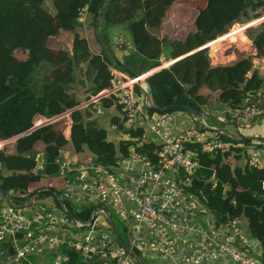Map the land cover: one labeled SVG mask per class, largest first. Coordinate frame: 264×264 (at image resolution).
<instances>
[{
  "label": "trees",
  "instance_id": "16d2710c",
  "mask_svg": "<svg viewBox=\"0 0 264 264\" xmlns=\"http://www.w3.org/2000/svg\"><path fill=\"white\" fill-rule=\"evenodd\" d=\"M83 1L0 0V142L26 134L34 128V120L38 116L51 120L70 111L72 119L70 142L75 152L84 153L83 147L86 145L97 157L96 162L107 167L117 162L116 147L112 142L107 141L106 131L91 119L89 111L83 113L82 109L78 108L80 103L76 97V86L79 83L84 84L81 81L82 76L88 82H92V92L96 96L114 88L117 76L110 73V68L121 70L118 63L141 76L162 66L160 59L166 45L172 47L170 59L176 60L214 41L217 37L227 34L233 26L243 24L245 21H254L264 15V0H211L207 2L205 11L200 14L197 22L198 30L190 34L184 42L168 43L165 37L162 39L158 36L150 37L147 43L137 45L133 53L126 55L122 63L117 56L114 60L104 52L95 54L91 51L88 40L82 35L83 26L77 19L79 11L86 5ZM87 1H89L88 27L95 37V42L99 43L94 33L93 20L98 7L106 0ZM174 1L115 0L105 5L100 12L99 34L112 53L108 36L109 28L131 25L135 20H139L148 30L159 32ZM234 2L243 4L238 16L233 21H227L226 25H219L218 7L228 6ZM70 13H75L76 17L72 21L71 52L56 51L50 46L51 41L62 31L61 16ZM261 26L260 32L252 38L257 49L255 57H245L231 65L214 67L211 65L208 49H203L154 73L148 79L149 96L154 106L161 110L169 106H186L205 115V106L212 104L216 95L221 96L223 101H228L230 110L242 106V96L238 93L237 86L243 85L244 92L249 93L264 87V76L254 67L255 59L264 58V22ZM237 36L236 31L233 35L225 36L219 41H236ZM248 36H250L249 33ZM240 40L243 42L246 39L241 37ZM215 45L216 43L212 47ZM18 50L28 51V57L25 60L19 59L16 56ZM83 69H85L84 72ZM249 73L251 77H248ZM202 88L207 89L206 94L200 92ZM135 91L138 95L141 94L139 86H136ZM101 102L107 108L112 105V99L102 98ZM88 107L94 108L92 104ZM148 115L158 116L150 110ZM230 120L229 124H234L232 119ZM212 123L215 125H210L211 127L224 128V122ZM65 128L66 122L59 120L20 137V140H28L34 146L35 144L45 146L44 167L37 175H33L32 172L38 163V151L33 149L29 154H25L22 150H18L17 155L3 154L0 151V176L3 175L2 172L6 174L0 179L4 183L5 190L8 193L12 191L9 193V198L16 208L28 202L36 203L40 197L56 196L51 191H45L29 198V193L25 190V177L36 179L41 176H59L60 152L68 143L63 136L59 137V135ZM120 128L123 130L122 126ZM196 128L207 131L199 124ZM125 132L132 139H138L143 130L131 128ZM217 135L225 141L237 143V140L226 134ZM201 148L199 149L201 168L190 179L191 190L208 208L210 214L216 217L217 222H226L230 216L240 217L238 216L240 195L243 192L250 195L253 193V185L258 183L260 170L248 163L245 152L232 156V153L228 151L220 157L221 159L217 157L216 159L210 153L202 152ZM157 149V145L149 143L144 145L141 152L149 155L153 163H157L158 158L154 155ZM127 154L128 152L124 153V156ZM242 160L246 161L244 165L238 164ZM224 162L236 166V178H233L229 166L222 165ZM215 172L229 176L228 182L232 181L236 185L234 189H230L227 193L225 183L212 181ZM262 192L264 193L263 190ZM233 200H236V205L232 204ZM71 205L73 208L76 207L72 203ZM94 209L93 205L81 207L82 213L92 214ZM242 212L241 218L248 223V235L261 244L262 251L258 256L260 264H264V206L257 208L247 205ZM115 227L119 235L129 242L124 224L122 230H119L116 224ZM87 229L90 230V228ZM108 231L118 242L114 232L111 229ZM6 247V251H9L10 246ZM134 249L140 260L148 264L142 252L135 247ZM57 255L67 257L65 264H111L103 255H84L67 245L58 248L53 257ZM132 264L137 263L132 261Z\"/></svg>",
  "mask_w": 264,
  "mask_h": 264
},
{
  "label": "built area",
  "instance_id": "2783aa9c",
  "mask_svg": "<svg viewBox=\"0 0 264 264\" xmlns=\"http://www.w3.org/2000/svg\"><path fill=\"white\" fill-rule=\"evenodd\" d=\"M87 14L88 8L83 7L77 15L78 21L83 22ZM230 33L217 37L210 44L221 42L219 40ZM115 41L120 49L127 44L122 36L116 37ZM154 70L141 75L139 84L138 79L123 70L110 69V73L117 76L115 87L92 97L78 108L86 109L92 104L96 115H102V98L116 95L115 103L123 117V129H138L141 109L140 97L135 88L140 87L148 113V79ZM249 97L246 103L230 112L237 127L246 128L264 119V87L251 92ZM70 115L68 111L51 119V123L68 120ZM193 118L196 126L199 124L207 129L203 116L199 119ZM145 119L146 128L142 135L133 139L135 144L128 154L118 157L113 166L96 164L78 168L71 160L60 156L59 176L65 181L67 196L70 199L83 200V203L91 198L94 206L102 205L107 210L111 207L119 213L126 227L128 243L132 249H139L144 257L145 254L154 253L166 264H220L224 259H229L234 264H260L254 251V238L246 234L241 218L230 216L226 222H217L216 217L210 214L208 208L191 190L190 179L201 168L200 147L202 152L210 153L216 158L237 145L223 140L217 135L219 133L200 131L196 126L173 136L176 113L147 116ZM51 120L40 117L31 130L51 124ZM113 128L118 129L119 126ZM11 141L0 142V151ZM149 143L158 146L154 153L158 158L157 163H153L149 155L141 152L144 145ZM44 163V158L39 159L33 171H41ZM248 163L257 168L259 154L252 153ZM74 188L78 189L80 197L75 195ZM232 204L236 205V200ZM62 209L67 218L60 221L59 226L50 214L42 221L37 215L31 217L24 212L18 214L19 209L14 205H0V244L4 245L5 251L6 246H10L9 251H6V264H41L33 263L29 258L44 250L56 253L52 250L62 245L84 255H103L111 264H132L121 243L116 242L108 231L115 226L114 216L109 210L112 219L102 210H97L91 226L90 221L73 222L68 208L63 205ZM94 212L95 209L91 219ZM72 230H77L78 233L73 234ZM66 261L67 257L64 255L53 257L52 254L49 258V264H65Z\"/></svg>",
  "mask_w": 264,
  "mask_h": 264
},
{
  "label": "crops",
  "instance_id": "0c3cea01",
  "mask_svg": "<svg viewBox=\"0 0 264 264\" xmlns=\"http://www.w3.org/2000/svg\"><path fill=\"white\" fill-rule=\"evenodd\" d=\"M88 3H89V1H87V0L83 1V4H86L85 7H87V8L89 5ZM242 7H243V4L239 3L238 6L232 5L230 8H228V12L230 13L229 14L227 12V14L229 15L228 22L236 19L240 10L242 9ZM232 11H235V13H233ZM237 11H238V14H237ZM217 14H218V12H217ZM87 17H88V14L86 15L85 20L83 22L79 21L81 23V25L83 26L82 35L88 40V42L90 44L91 51L93 53L102 54L103 50L101 48L100 43L95 42V37L91 34V31L89 30ZM75 18H76L75 13H70L68 15H62L61 16L60 23H61L62 31L58 37H56L55 39H53L51 41V44H50V46L54 50L71 52V48H72V44H73V34L71 31L72 30V21ZM115 28H116V31L117 30L121 31V30H123L124 26H118ZM128 28H130V30H132V32L135 33L137 45L147 43L150 37L151 38L153 36L160 37L159 35L154 34L153 31L148 30L139 20H135L133 24L128 26ZM232 32H233V30L231 31V33ZM206 33H208V32H206ZM228 33H230V32H228ZM208 34H210V33H208ZM115 35H118V34H115ZM120 36L123 37V35H119L117 37H120ZM228 36H231V34ZM162 38H163V36L160 39H162ZM65 40L67 41V43L64 42ZM96 40H97V37H96ZM212 45L213 44H210V47H212ZM253 46H255V45L254 44L251 45V43L249 44V42H248L247 44L234 45V46L230 45V46L224 47V48L221 47L217 51L215 49L210 48L209 49V52H210L209 58L211 60V65L214 67L217 64H219L220 66L231 65V64L235 63L237 60L243 59L245 57H250V56H247L248 51L252 52L251 56L255 57V56H257V49L255 46V49L253 50ZM125 48H126V46H124L122 50H125ZM126 55H129V53ZM27 57H28V53L23 54L21 60H25ZM225 58L227 59V61L223 62V60ZM160 61L162 63L161 67L168 68L169 66H171V65H169V63H171L169 61H172V60L171 59L168 60V58L165 56L164 53L161 56ZM254 67H255V69H258L260 71V73L264 76V58L255 59L254 60ZM110 69H113V68H110ZM84 71H85V69H83V72ZM150 71H152V70H150ZM150 71H148L147 73H149ZM78 73H79V71L77 70V74ZM147 73H145V74H147ZM248 77H251V73H249ZM81 81H83L84 84L82 85L79 83L76 86V97H77V100L79 101L80 105H82L85 102H88L89 99L94 97L93 92H92V89H93L92 82H88L87 80H85L84 76L81 77ZM115 83H116V81H115ZM114 87H115V84H114ZM200 92L202 94H206L207 89L202 88L200 90ZM250 93L248 94L247 101L250 98L249 97ZM139 97H140L139 106L141 109V115L139 117L138 129L144 130L146 128V126L144 124V122L146 120L145 118L149 115L147 113V106H146L145 100L143 99L141 94L139 95ZM115 98H116V95L108 98V99H112V105L109 108L103 106L104 113L102 115H96L95 107L94 108L91 107L90 109L88 107V108H86L87 110L85 108H81V109H82L83 113H85V111H89V113L91 114V119L93 121H96L99 124V127L106 131L107 141L112 142L115 145L116 151H117V158L118 157L120 158L122 155H124V153L128 152L129 149L132 148L135 143H134L133 139H131V137L128 135V133L125 132L126 130H124V129L122 130L120 128V126L123 127V125L121 123L123 120V117H122V114L120 112L119 107L115 103ZM227 103H228V101H223L221 96L216 95L214 97V99L212 100V104L205 106V108H204L205 109V112H204L205 115L203 114L202 119L205 121V117L208 116L212 122H215V121H217V122L219 121L221 123L224 122L223 123L224 124L223 129H221L219 127H213V126H212V128L221 129L224 131V133H219V134H226L229 137L237 140L236 141L237 143L233 142L237 146L234 148H231L229 150L230 153H232V156L241 154L240 152L246 153L245 158L246 157L250 158L251 154L255 153V152H257L259 154V163H258L259 166L257 168L260 170L259 171L260 173H259L258 183L253 185V193L251 195L247 194L246 192H243L239 198L240 199V206H239L238 216H240L239 218H241V217H243L242 211L244 210V206L252 205V206H256L257 208H262L264 206V193L262 192L263 184H264V146H260L262 144L264 145V141H262V140H264V136H257V133H259L258 132L259 127L264 129V119H261L260 121L254 122L246 128L237 127L235 125V123L229 124V122H231V120H230L231 118H229V116H230V112L232 109L230 110ZM40 117L41 116L36 117V119L34 120V124H36V122L38 121V119ZM41 118L44 119L43 117H41ZM205 123L207 124V126H209L207 121H205ZM67 125H68V127H67ZM117 125L119 126V128L114 129L113 127L117 126ZM194 126H196V125L194 124V118L192 116H189V115L182 113V112H178L176 114L175 125L172 129V135L175 136V135L180 134L181 132H183L185 130H190V129L194 128ZM66 127H67V129L65 128L66 130L62 131L59 135V137L63 136L65 138V140L68 142L67 145L62 148V150L60 152V156L62 158H67V159L71 160L74 164H76V166L78 168L86 167L88 165L99 164L96 162L97 157L89 151V149L86 145L83 147V149L85 150L84 153L77 154L75 152L74 147L72 146V144L70 142L71 141V127H72L71 117L68 118V120L66 121ZM24 135H28V134H24ZM244 138L252 139V143L247 144V143L240 142V139H244ZM10 140H12V141L10 143L6 144L2 148L1 152L3 154L17 155L18 150H22V152H24L25 154H29L34 149L33 151L36 150L39 152L38 160L43 158V151L45 148V146L43 144H35V146H34V144L32 142H30L28 140H20V138H18V139L12 138ZM78 157H80V159ZM245 162H246L245 160H242V161H240V163L238 162V164L244 165ZM38 173L39 172H37V173H35L34 171L32 172L33 175H37ZM2 174L3 175H1L0 177L6 176L5 173L2 172ZM57 178H59L60 181L62 182L63 192L61 191V189L54 188L53 184H51V183L48 184V187L54 188L58 192L62 193V198L64 197L63 200L69 201L70 203L74 204L76 207H82L84 205L93 204L94 200L91 198L87 199L86 203H83V200L70 199L67 196V194L65 193L66 190H65L64 179L61 178L60 176H58ZM214 179H216V181H222L223 183H225V185L227 187V193H228V191H230V189H234V187L236 186L232 181L228 182L230 180L229 176L221 174L220 172H215L212 181ZM0 183H3L1 179H0ZM48 187L45 186V187H43V189L48 188ZM73 190L75 191V195L80 197V192L78 191V189L74 188ZM42 192H45V191H42ZM9 193H12V191H10ZM9 193H8V196H9ZM26 193H29V195H30L31 192H28L26 190ZM42 201L44 202V204H41L42 206H35ZM7 203L8 202L0 195V205H6ZM64 206H66L65 201H64ZM33 207H38L37 209L41 211V213L44 215V217H46L49 214L52 215V217L55 219V221L58 222V224L60 221L67 218L65 216L63 209H62L63 205H61L60 199L57 195L55 197H53V196L52 197H46V196L42 197L41 199H38L36 203L28 202L24 206L19 207L18 209L23 210L24 214H27L31 217H34L32 215L36 216V214L33 213V211H34ZM45 212H46V214H45ZM241 220L243 222L244 230H245L246 234L248 235L249 234L247 231L248 223L244 218H241ZM81 223H84V222H81ZM59 226H60V224H59ZM72 233L75 234L74 232H72ZM253 245H254V251H255L256 255L257 256L260 255V253L262 251L261 244H259L258 241L256 239H254ZM56 250H52V251L56 252ZM52 254H54V253L53 252L48 253L44 250L41 253L37 254L36 256L30 257L29 260L31 262H33L32 260L35 259L37 261V263L49 264V258H50V255H52ZM145 255H146L147 260H149L150 258L151 259L156 258L155 264H166V263L160 261L154 253L153 254H145ZM220 264H234V263L229 259H224L223 261H221Z\"/></svg>",
  "mask_w": 264,
  "mask_h": 264
},
{
  "label": "rangeland",
  "instance_id": "374dc122",
  "mask_svg": "<svg viewBox=\"0 0 264 264\" xmlns=\"http://www.w3.org/2000/svg\"><path fill=\"white\" fill-rule=\"evenodd\" d=\"M210 1L211 0H175L173 2V4L171 5L169 12L167 13L165 20L163 21V24H162L160 31L159 32L153 31V33L156 35H159L160 38L162 36L165 37L167 39L168 43L174 42V41L184 42L185 39L190 34H193L198 30V23L197 22L200 19V14L202 11H205V9L207 7V2H210ZM231 5L238 6L239 3L234 2ZM231 5L218 7L217 18L220 21V22L218 21L219 25H226L227 24L226 22L229 19L228 18L229 15L227 14V12H228V8H230ZM232 12L235 13V11H232ZM237 14H238V11H237ZM263 16H261V17H263ZM251 22H253V21H251ZM251 22L245 21V23H243V24H238V25H235L232 27V29L229 32H231L233 30V32L230 33L232 35L237 31L238 36H237L236 41H230V40L225 41L224 40V41H221L219 43H216L215 46L208 47L206 49H208V51H209V49L212 48V49H215L217 51L221 47L224 48V47H228L230 45L234 46V45L247 44L248 42H249V44L251 43V45H253V42L251 39L260 32V29L262 28V26H261L262 23L255 24L254 26L248 28V25H246V24L251 23ZM128 26L129 25H125L123 30H121V31H119V30L116 31V28H113V27L109 28V30H108V36H109L110 46L112 49V54L114 56L116 55L120 60H122V63L124 62L126 54L133 53V51L137 48L136 35H135V33L132 32V30H130V28H128ZM248 33L251 37L248 36ZM115 34H118V35H115ZM230 34H228V35H230ZM119 35H123V37H125V39H126L127 44H126L125 50L119 49L118 45L115 41V38ZM228 35H226V36H228ZM240 36L243 37L244 39H247L246 40L247 42L243 41V43H242V41L240 40L241 39ZM64 42L67 43L66 40ZM211 42H213V41H211ZM211 42H209V43H211ZM209 43H207L206 45H209ZM171 52H172V47H170L169 45H166L164 47V54L168 58V60H170ZM27 53H28V51H26V50H18L16 52V56L19 59H22V55L27 54ZM209 54H210V52H209ZM226 61H227V59L225 58L223 60V62H226ZM169 62H173V60L169 61ZM216 66H220V65L217 64ZM237 88L239 91L238 93H240V95L242 96V103L241 104H244L247 101V97H248L249 92H244V90L242 89L243 85H239V86H237ZM173 113L177 114L178 112H173ZM189 116H191V115H189ZM63 120L65 122L67 121L65 119H63ZM205 121H207L209 126L215 125L212 123L211 119L208 116L205 117ZM209 126L207 127V130H209L208 129ZM258 132L259 133H257V136H264V129L263 128L259 127ZM223 155L224 154L218 155L217 158L221 159L220 157ZM78 158L80 159V157H78ZM25 179H26L25 189L28 192L32 193L36 190L42 189L45 186L48 187V184H50V183L53 184L54 188L61 189V191L63 192L62 182L57 177L41 176L40 178H36V179H30L29 177H25ZM213 181H216V179H214ZM39 199H41V197ZM65 201H66L65 204L68 207L69 212L71 213V214L70 213L69 214L74 218V220H79L81 222L90 221L91 216H92L91 213H82L81 207H74L73 208V206L71 205V203L69 201H67V200H65ZM41 204H44V202L42 201L35 206H42ZM93 206H94V204H93ZM94 207H96V206H94ZM37 208L38 207H33V210H34L33 213L36 214L37 216H39L42 219V221H44V216H42L43 214ZM108 210L114 216V223L117 225V228L119 230H122L121 229L123 226L122 216L118 215L119 213L115 212L111 207H108ZM17 213L21 214V213H23V211L17 210ZM45 214H46V212H45ZM67 222H68V220H67ZM72 232L77 233L78 231L72 230ZM6 258H7L6 251L4 250L2 244H0V264L1 263L6 264ZM32 261H33V263H37V261L35 259H33ZM155 262H156V258H152V259L150 258L149 260H147L148 264H155Z\"/></svg>",
  "mask_w": 264,
  "mask_h": 264
},
{
  "label": "water",
  "instance_id": "95a60500",
  "mask_svg": "<svg viewBox=\"0 0 264 264\" xmlns=\"http://www.w3.org/2000/svg\"><path fill=\"white\" fill-rule=\"evenodd\" d=\"M113 1L115 0H106L105 2H103L97 9L96 13H95V16H94V20H93V23H94V32H95V35L97 37V40L99 41L100 45H101V48L103 50V52L106 54V55H109L111 56L114 60H116V57L111 53L110 49L107 47V45L104 43L103 39L101 38L100 34H99V27H98V20H99V16H100V12L101 10L103 9V7L107 4H110L112 3ZM264 22V16L259 18V19H256L255 21L251 22V23H248L246 25H248V28L254 26L255 24H259V23H263ZM152 38H155V36H153ZM210 46V43L209 45H204L202 47H200L199 49H196L195 51L191 52V53H188L186 54L185 56H182L176 60H173V62L169 63V65H172L174 64L175 62L179 61V60H182L190 55H193L194 53L198 52V51H201L203 49H206ZM255 49V46H253V50ZM138 50H140V48H138ZM252 55V52H247V56H251ZM118 65L120 66V68L126 72L127 74L131 75L133 78L135 79H138L140 78L139 75L133 73L132 71H130L127 67L123 66L122 64L118 63ZM162 68L164 67H160L156 70H154V73L161 70ZM141 83V81L139 80V84ZM150 97V107H149V110L152 111V112H155L157 113L158 115H164V114H167V113H171V112H182V113H186L188 115H191L193 117H196V118H202L203 116V113L193 109V108H190V107H186V106H169L163 110L161 109H158L154 106L153 104V101L151 100V96ZM52 122V120L50 121V123ZM209 130L211 131H214L216 133H224L223 130L221 129H217V128H211L209 127L208 128ZM34 131V130H33ZM32 130L30 131L33 132ZM30 133H26V134H30ZM24 136V135H23ZM22 137L21 136H18V137H15V139H18ZM240 142H243V143H247V144H251L252 143V139H249V138H244V139H240ZM222 165H226V166H229L231 168V173L233 175V178H236V175H235V170H236V166L235 165H231L230 163L228 162H224ZM42 191H51L53 192L54 194H56L59 199H60V202H61V205H64V200L62 198V193L58 192L56 189L54 188H51V187H48V188H42V189H39V190H36L32 193H30V197L29 198H32L34 195H37L39 193H41ZM0 195L8 202L10 203L11 205H13L11 203V200L8 196V193L7 191L5 190V187H4V183H0ZM97 210H102L104 213H106L108 215V217L110 219H112V215H110L108 213V210L102 206V205H98L96 206L95 208V212H94V215H93V218L90 220V225L92 226L94 224V220H95V214L97 212ZM70 219L74 222V218L69 215ZM112 230L114 232V234L116 235V237L118 238V241L121 243L122 247L125 249L126 253L129 255V257L131 258V260L137 264H144L141 260H140V257L138 256L137 252L132 249V247L130 246V244L128 242H126L118 233V231L116 230L115 226L113 225L112 226Z\"/></svg>",
  "mask_w": 264,
  "mask_h": 264
}]
</instances>
